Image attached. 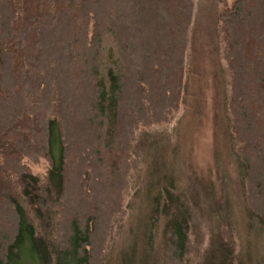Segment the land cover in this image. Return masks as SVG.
<instances>
[{
	"label": "trees",
	"instance_id": "1",
	"mask_svg": "<svg viewBox=\"0 0 264 264\" xmlns=\"http://www.w3.org/2000/svg\"><path fill=\"white\" fill-rule=\"evenodd\" d=\"M195 7L0 0V264H124L128 234L137 245L124 259L187 264L205 210L213 229L193 258L264 264L246 239L259 230L264 246V0H218L211 13L244 245L228 176L218 192L187 171L178 114L198 116ZM42 158L44 178L27 162Z\"/></svg>",
	"mask_w": 264,
	"mask_h": 264
},
{
	"label": "rangeland",
	"instance_id": "2",
	"mask_svg": "<svg viewBox=\"0 0 264 264\" xmlns=\"http://www.w3.org/2000/svg\"><path fill=\"white\" fill-rule=\"evenodd\" d=\"M217 1L196 0V19L190 36L193 73L189 78V86L190 92H194L192 102L197 104L196 110L198 116L196 118H189L191 109L186 107L178 114V116L181 115L180 118L184 117L182 122L188 123L185 129L184 156L187 158V171L189 174H192L191 176L196 179V182H212L218 192H220L224 180L223 175L226 174L228 176L231 196L236 204L235 211L240 218V237L238 236L237 241L244 245L243 241L249 240L250 245H256L254 250L262 255L264 254L263 242L257 241V238L262 239L259 236V230L250 229L245 239L244 225L246 224V220L242 189L239 184L236 166L229 157L228 152L226 120L221 104L223 92L219 74L220 62L214 36L215 26L211 16L212 7L214 6V2ZM231 1L233 0H229V2ZM165 128H167V125H160L154 127V130H163ZM27 162L37 175L42 178L47 175L49 163L46 159L42 158L38 162L28 160ZM219 165L221 166L220 168L218 167ZM187 180L188 178L182 179V183L186 185L188 183ZM206 190L211 191L210 188ZM198 226L200 236L198 238L196 234L191 235L192 243L188 254L191 260L187 264H203L200 263L198 258H193V256L196 254V247L199 241L203 244L201 246L202 249H205L210 240L213 221L208 210L199 214ZM130 235H127L126 243L121 246V238L116 239L117 245L119 243L120 246L119 250L124 264H136L138 258V255L134 254L131 260L123 258V251L129 252L133 243L137 245L135 237H129Z\"/></svg>",
	"mask_w": 264,
	"mask_h": 264
}]
</instances>
